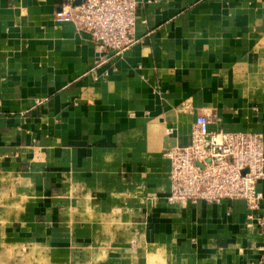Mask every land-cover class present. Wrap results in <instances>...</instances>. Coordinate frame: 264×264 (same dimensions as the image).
<instances>
[{"label": "crops", "instance_id": "obj_1", "mask_svg": "<svg viewBox=\"0 0 264 264\" xmlns=\"http://www.w3.org/2000/svg\"><path fill=\"white\" fill-rule=\"evenodd\" d=\"M70 1L0 0V264H264V200L169 203L164 156L200 114L264 144V0H136L119 54Z\"/></svg>", "mask_w": 264, "mask_h": 264}, {"label": "built area", "instance_id": "obj_2", "mask_svg": "<svg viewBox=\"0 0 264 264\" xmlns=\"http://www.w3.org/2000/svg\"><path fill=\"white\" fill-rule=\"evenodd\" d=\"M137 5L136 0H80L79 5L58 7L54 20L72 22L88 33L98 54H119L134 41ZM164 156L170 162L169 203L242 200L247 219H255L264 200L257 188L264 180V144L260 133L209 131L207 116L200 114L195 118L189 145L167 151ZM256 221L264 231V217Z\"/></svg>", "mask_w": 264, "mask_h": 264}, {"label": "water", "instance_id": "obj_3", "mask_svg": "<svg viewBox=\"0 0 264 264\" xmlns=\"http://www.w3.org/2000/svg\"><path fill=\"white\" fill-rule=\"evenodd\" d=\"M80 4V0H77V1H75L74 3H73V6H75V5H79Z\"/></svg>", "mask_w": 264, "mask_h": 264}]
</instances>
